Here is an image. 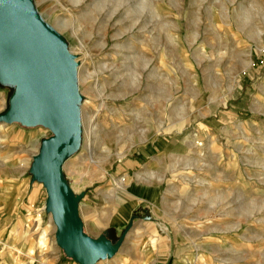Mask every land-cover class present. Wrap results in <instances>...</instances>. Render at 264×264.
Returning a JSON list of instances; mask_svg holds the SVG:
<instances>
[{
  "label": "rangeland",
  "instance_id": "1",
  "mask_svg": "<svg viewBox=\"0 0 264 264\" xmlns=\"http://www.w3.org/2000/svg\"><path fill=\"white\" fill-rule=\"evenodd\" d=\"M32 2L79 68L80 142L62 173L83 231L112 245L124 232L92 264H264V0ZM16 90L0 81V113ZM51 134L0 122V183L31 178ZM40 212L29 241L47 248Z\"/></svg>",
  "mask_w": 264,
  "mask_h": 264
},
{
  "label": "water",
  "instance_id": "2",
  "mask_svg": "<svg viewBox=\"0 0 264 264\" xmlns=\"http://www.w3.org/2000/svg\"><path fill=\"white\" fill-rule=\"evenodd\" d=\"M77 61L62 36L37 12L32 0H0V81L16 92L0 122L38 124L51 131L32 156L31 181L45 188L44 210L54 224L55 242L78 264L112 257V245L83 231L80 196L62 173L64 160L80 142Z\"/></svg>",
  "mask_w": 264,
  "mask_h": 264
},
{
  "label": "crops",
  "instance_id": "3",
  "mask_svg": "<svg viewBox=\"0 0 264 264\" xmlns=\"http://www.w3.org/2000/svg\"><path fill=\"white\" fill-rule=\"evenodd\" d=\"M2 179L5 181L0 183V243L5 236V250L12 253V259L5 261L0 258V264H78L55 242V228L53 232L50 231L47 248L40 242L45 239L46 234H34L33 241H29L31 231L27 222L39 210V217L44 211V206L42 209V206H36L37 198L41 194L38 182H32L25 174ZM47 216V222L52 223L48 213ZM34 221H38V218ZM39 237L41 240H38ZM30 247H33V252ZM29 252L35 256L34 262L30 261Z\"/></svg>",
  "mask_w": 264,
  "mask_h": 264
},
{
  "label": "bare ground",
  "instance_id": "4",
  "mask_svg": "<svg viewBox=\"0 0 264 264\" xmlns=\"http://www.w3.org/2000/svg\"><path fill=\"white\" fill-rule=\"evenodd\" d=\"M38 13H39V15L41 16V14H40L39 11H38ZM104 44H105V43H102V45H104ZM83 46H84V45H82V47H83ZM69 50H70V49H69ZM70 51H71V50H70ZM122 61H124V60H122ZM121 65H122V64H121ZM108 67H110V66H107V65L104 66V68H108ZM80 73H81V72H80ZM86 74H87V72H86ZM86 74H85V75H86ZM89 75H90V74H89ZM77 81H78V82L80 81V80H79V68H77ZM85 105H86V103H85ZM78 108H79V113H80V122H82V121H81V110H80V109H81V105H79Z\"/></svg>",
  "mask_w": 264,
  "mask_h": 264
},
{
  "label": "built area",
  "instance_id": "5",
  "mask_svg": "<svg viewBox=\"0 0 264 264\" xmlns=\"http://www.w3.org/2000/svg\"><path fill=\"white\" fill-rule=\"evenodd\" d=\"M51 218V217H50Z\"/></svg>",
  "mask_w": 264,
  "mask_h": 264
}]
</instances>
